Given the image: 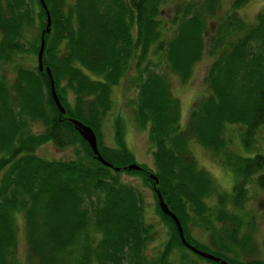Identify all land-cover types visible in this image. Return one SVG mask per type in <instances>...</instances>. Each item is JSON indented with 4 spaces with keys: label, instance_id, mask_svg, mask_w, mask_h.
<instances>
[{
    "label": "trees",
    "instance_id": "1",
    "mask_svg": "<svg viewBox=\"0 0 264 264\" xmlns=\"http://www.w3.org/2000/svg\"><path fill=\"white\" fill-rule=\"evenodd\" d=\"M37 1L0 0V264H15L19 236L23 264H170L174 249L181 251L179 264H219L180 245L173 221L156 207L153 187L190 246L227 264H264L238 258L252 252V235L251 229L238 233L241 215L233 211L250 179L264 188V155L239 152H250L264 124V7L247 22L237 12L251 0H230L221 14V0H178L164 23L159 7L165 0H43L50 21L40 58L64 109L59 115L46 72L35 66L45 22ZM26 53L35 58L31 67L17 60ZM203 56L209 60L202 76L206 94L192 100L182 120L168 74L187 80ZM118 82L135 88L132 122L146 132L152 169L124 170L135 162L119 120L113 121V147L102 144L99 126ZM71 119L94 132L99 156L118 170L92 157ZM35 124L40 134L31 131ZM232 126L238 152L225 134ZM43 142L60 149L77 144L82 154L40 158L33 149ZM191 142L231 173L228 191L219 192L196 164ZM120 172L150 188L154 215L167 228L150 260L144 249L154 230L144 219L140 192L118 179ZM212 195L213 209L205 203ZM190 223L208 234L212 248L189 236Z\"/></svg>",
    "mask_w": 264,
    "mask_h": 264
},
{
    "label": "rangeland",
    "instance_id": "2",
    "mask_svg": "<svg viewBox=\"0 0 264 264\" xmlns=\"http://www.w3.org/2000/svg\"><path fill=\"white\" fill-rule=\"evenodd\" d=\"M177 1L178 0H165V2L160 5L159 9L161 15L159 17L162 22L165 23L168 21L167 19H169V15H171L172 12L171 7ZM229 2L230 0H221V9H219L217 14H221V12L226 10ZM263 7L264 0H251L247 3H244L240 8L239 12L237 13L245 21L253 22V13L261 8L263 9ZM31 30L32 31L30 32V34H32L34 29ZM25 37L29 38L30 35H27L26 33ZM17 60L18 62L22 63V65H24L25 67H31L33 66V64H35V58L29 53H26V55L23 54V57H19L17 58ZM208 61L209 60L206 56L200 58L199 61L196 62L192 67L191 76L183 82L180 81L176 75L168 74L167 83H169V90L170 93H172V95L176 97L175 99L180 104L179 112L181 113L182 120L185 119L187 114L186 112L188 108H190L192 100H194V98L196 97L206 94V91L203 88L204 86L202 76H204L205 66L208 64ZM8 68H6L7 71H9ZM156 70L158 71V68ZM134 89L135 88L132 85L123 86L119 84V82L115 86H113L112 90L109 93V96H111L112 100L111 109L102 116V122L99 126L100 138L102 144L113 147V121L115 119L119 120V124L123 130L122 137L124 145L129 149L130 153L134 157V164L137 166L144 165V167L152 169V157L150 156V151H152V147L148 143L146 132L138 129L132 122V110H134L133 100L135 97ZM237 129L238 128L236 126H232L227 129V131H225L226 137H231L233 141V139L238 134ZM31 131L40 134L42 130L39 129L38 124H35L34 126H31ZM229 146V148L234 151L238 148L236 142L234 141L232 142V144L230 143ZM189 150L191 154H193V156L196 158V164L203 167L207 174L211 175V177L213 178V183L216 184L218 191H228V186L230 187L232 185L230 183L233 179L231 173H228L226 170H224V168L221 167L219 163H217L215 157H213L209 153H206L204 150H202L200 146L191 142ZM238 150L239 149H237V152ZM81 151L82 149L77 144L72 147L66 146L60 149L54 147L53 144L50 142H43L41 143V145L39 144L33 149V152L37 156H40V158L50 160H62L69 158L72 159V157H74L76 153H81ZM249 151V153L241 150L239 152L248 155L252 154L253 152H260L264 155V124L257 129L256 135L253 139V145L251 146V150ZM262 172H264V167L262 169ZM118 179H120L122 182H125V184L128 183L132 185L134 188H137L140 192V197L143 201L142 209H144V219L147 221V223H151L152 229L154 230V233L152 234V240L145 246L144 249L146 254L145 256L150 260V258L155 257L158 251H160V244L165 241V234L167 232V228L154 215L155 200L151 196L150 188L142 184L143 182L140 178L134 177L133 175L124 174V172L119 173ZM252 180L253 179H250V181L245 184L246 195L245 199H243L241 202L240 208H237V206H235L236 208L233 209L235 213L241 215L239 216L241 218L242 227L238 233L240 234V232H242L243 230L251 229L250 235H252V252L248 254H242L241 252H239L238 258L244 261L248 258H252L253 256V259L257 258L264 261V245L261 241L263 239L264 232V188L260 189V187L257 186L255 182H252ZM215 200V195H212L207 199L205 203L209 206V208L213 209L215 207ZM226 205H228L230 208L233 207V205L230 206V204ZM210 220H212L211 217ZM249 221L252 227L247 224ZM210 223H212V226H214L215 228L219 227L217 222H215L214 220H212ZM187 227L189 229L188 234L190 237L200 241L205 246L211 247V240L208 237V234L205 233L202 229H200V227L195 226L194 223L188 224ZM15 246L17 249V251H15V256L17 257V261L15 262V264H23L22 254L25 251V246L23 245L22 236H19V240L16 241ZM180 254V249H174L171 255H168L170 264H179L178 256ZM198 264L207 263L199 262Z\"/></svg>",
    "mask_w": 264,
    "mask_h": 264
},
{
    "label": "water",
    "instance_id": "3",
    "mask_svg": "<svg viewBox=\"0 0 264 264\" xmlns=\"http://www.w3.org/2000/svg\"><path fill=\"white\" fill-rule=\"evenodd\" d=\"M37 2L39 4V6H41V8L43 9V16H45V22H44V26H43L44 28L41 32H39V36H38L39 42H38V47H37L38 50L35 54V58H36L35 66L38 70H42V69L45 70L46 77L49 79V83H48V89L50 92L49 95H50V98L54 102L53 105L59 111V115H60V114L64 113V109L59 104L60 102L58 101V99H56V97H55V91H54V88H52L53 81H52V78H50L49 70L46 67H42V65H41L42 60L40 58L42 50H43L42 42H44L42 34L43 33L46 34V32L49 30L48 22L50 21V19H49V16L47 14V11H46V6L43 5V0H38ZM70 123H71L73 129H75L76 132L78 133L77 135L80 137V139L83 140L86 143V146L91 150L92 157H94V159H96L98 162H100L101 165H103V167L104 166L111 167L110 163L101 159V157L99 156V152L95 147L96 138H94V135H93L94 132L91 131V129L88 128L87 126L81 124L78 120L71 119ZM111 168L114 169V171L118 170V168H116V167L115 168L111 167ZM125 169H127V170H130V169L139 170L140 167L130 163V164L125 166L124 170ZM146 176L149 177L151 180H153V182H152L153 185L155 183H157L156 177H154V175L151 174L150 172L147 171ZM153 188H154L155 198L157 199L156 207L159 208L163 214L167 215V217L171 218V220L173 221L174 228H176V230H177V233H176L177 238H179V241L181 243L180 245H182L185 248H188L190 250V252H193L194 254L200 256V258H206V259L210 260L211 262H218L219 264H227L224 260L222 261V259H220L219 257L213 256V255L211 256V254H209L208 252L201 251V250L194 248L188 244V242L182 237V229L179 227V224H178L179 222H178L177 217H175L171 213V211L168 210V208L165 206L162 198L159 196V193H158L159 191L156 190L155 187H153Z\"/></svg>",
    "mask_w": 264,
    "mask_h": 264
}]
</instances>
